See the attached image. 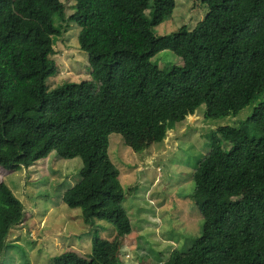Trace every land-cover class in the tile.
I'll list each match as a JSON object with an SVG mask.
<instances>
[{"label":"trees","instance_id":"obj_1","mask_svg":"<svg viewBox=\"0 0 264 264\" xmlns=\"http://www.w3.org/2000/svg\"><path fill=\"white\" fill-rule=\"evenodd\" d=\"M64 1L75 7L67 20L62 0H0V166L29 169L53 153L81 159V179L63 203L80 209L86 226L108 221L117 232L112 240L95 236L91 256L64 251L53 264H122L113 259L114 241L123 244L132 225L110 137L138 141L151 133L160 145L204 105L210 121L250 106L253 113L210 135L193 174L202 235L164 264H264V0H197L205 19L164 37L155 30L172 19L177 0ZM66 23L80 29L92 79L50 91ZM165 51L182 66L155 67L152 59ZM24 211L0 183V261Z\"/></svg>","mask_w":264,"mask_h":264},{"label":"rangeland","instance_id":"obj_2","mask_svg":"<svg viewBox=\"0 0 264 264\" xmlns=\"http://www.w3.org/2000/svg\"><path fill=\"white\" fill-rule=\"evenodd\" d=\"M62 2L67 20L75 12L74 3ZM176 2L172 19L155 30L157 36L175 34L185 26L192 30L207 15V8L197 0ZM64 27L65 34L54 47L52 59L57 67L47 82L50 91L65 83L92 79L89 57L79 48V27L71 23ZM152 64L169 72L183 62L165 51L154 57ZM206 111V106H201L194 117L170 130L160 145L151 140V133L138 141L124 139L120 133L110 137L109 155L127 192L124 208L132 225V234L123 244L113 240V259L122 264H164L174 250L188 251L201 237L203 223L192 198L194 171L209 153L210 135L247 121L253 108L219 121L207 120ZM82 168L81 159L67 161L54 153L29 169L8 171L0 166V183L7 185L25 208L23 221L9 232L10 248L0 264H53L55 255L69 250L87 257L95 236L115 238L111 223L98 221L97 227L90 228L80 209L72 210L63 203L64 193L81 179Z\"/></svg>","mask_w":264,"mask_h":264}]
</instances>
